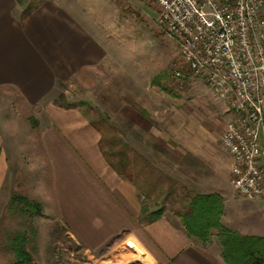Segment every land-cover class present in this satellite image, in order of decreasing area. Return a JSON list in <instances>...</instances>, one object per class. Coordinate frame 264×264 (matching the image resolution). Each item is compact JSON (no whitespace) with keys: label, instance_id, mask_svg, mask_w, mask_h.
I'll return each instance as SVG.
<instances>
[{"label":"crops","instance_id":"crops-1","mask_svg":"<svg viewBox=\"0 0 264 264\" xmlns=\"http://www.w3.org/2000/svg\"><path fill=\"white\" fill-rule=\"evenodd\" d=\"M25 8L18 0H0V92L4 93L2 97L15 93L23 109L36 110L42 118L34 121L32 132L28 133L32 144L27 158L25 146L16 141L17 135L5 129L7 125L17 133L20 122L0 125L3 184L12 172L22 175V171L27 170L29 173H25L30 176L46 164L49 186L44 190L43 184H34L31 197H24L39 203L42 210L56 209L70 236L92 256L108 243L115 242L140 248L150 264H228L222 256L218 232L214 230L206 242L191 238L178 213L195 194L219 193L224 199L222 223L237 230L225 220L227 194L211 189L219 183L224 186L225 180L229 182V164L225 169L222 164L223 173L215 174L216 157L203 155L201 143H190L188 150L201 146L200 154L194 156L201 162H210L211 171L205 177L200 176L202 184H197L206 190H196L194 182L188 183L189 166L181 156L157 155L168 166V178L172 176L179 187L156 185L152 175L154 153L148 139L146 142L137 139L136 143L131 139L133 144L145 147L140 149L145 157L129 155L126 147L112 149L107 146L109 142H105L102 127L86 111L75 106H60L50 98L59 81L66 83L78 73L104 64L109 55L107 44L80 22L71 8L57 0H43L23 18L21 13ZM143 109L148 116L141 111L140 114L146 121L149 111ZM4 134L10 137L6 142ZM219 144L221 146L220 138ZM172 171L175 175L179 173L181 179ZM153 194L155 197L151 199ZM171 195L179 198L178 202L183 199L184 203L173 214L166 206ZM248 200L255 201L256 206L264 205V199ZM144 207L146 213H143ZM160 209L162 215L148 221ZM256 235L264 237V233ZM107 257V261H111L112 256Z\"/></svg>","mask_w":264,"mask_h":264},{"label":"rangeland","instance_id":"rangeland-1","mask_svg":"<svg viewBox=\"0 0 264 264\" xmlns=\"http://www.w3.org/2000/svg\"><path fill=\"white\" fill-rule=\"evenodd\" d=\"M23 1V6L32 9L43 0ZM57 1L71 8L80 22L104 40L109 55L101 66L82 71L66 82L65 87L57 88L58 91L51 99H57L60 93H64L68 103L86 111L102 127L105 142H109L107 146H112V149L121 150L126 147L129 155L144 156L140 149L145 147L133 144L131 139L135 143L137 139L141 142L148 139V146L154 153L151 159L156 185L163 183L179 187L172 176L168 178V166L159 157L181 156L189 166L191 179L188 178V183L194 182L196 190H206L197 184H202L200 176H207L211 166L207 159V162H201L198 156H194L200 154L201 146L194 147L193 151L188 150V145L194 142L202 144L203 155L216 157L214 159L218 167L215 174L223 173L222 164L224 169L229 164L230 170V158L221 148L219 138L231 111L227 103L201 78L189 77L181 86L169 81L168 70L180 55L175 40L169 37L159 19L156 0ZM2 96L4 93L0 92V125L20 122L22 127H19L17 133L13 127L11 130L6 125L5 129L17 135L16 141L25 146L24 155L27 158L32 144L28 133L32 132L34 121L42 118V115L36 110L23 109L15 93ZM143 108L149 111L146 121L140 114ZM9 139L4 134V141ZM110 157L113 160L115 158L112 153ZM46 166L43 164L41 169L30 176L26 175L29 173L27 170L26 173L22 171V175L12 172L5 184L0 178V264H14L11 241L18 232L26 233L27 244L24 248L38 264H150L140 248L125 243L116 245L110 242L92 256L70 236L56 209H44L39 215L23 210L25 205L16 200L17 196L31 197L34 184H43L44 190L49 186ZM175 173L172 171L173 175ZM175 176L181 179L179 173ZM178 179L177 183L180 182ZM223 184H216L211 189L227 194V224L240 232L263 234L262 204L256 206L255 201L239 197L228 180ZM154 197L155 194L151 199ZM178 199L174 195L169 197L166 202L169 213L173 214L174 210L183 206V199L182 202H178ZM107 256H112L111 261H107Z\"/></svg>","mask_w":264,"mask_h":264},{"label":"built area","instance_id":"built-area-1","mask_svg":"<svg viewBox=\"0 0 264 264\" xmlns=\"http://www.w3.org/2000/svg\"><path fill=\"white\" fill-rule=\"evenodd\" d=\"M180 57L169 81L201 78L228 105L220 136L229 182L246 199H264V0H156Z\"/></svg>","mask_w":264,"mask_h":264},{"label":"trees","instance_id":"trees-1","mask_svg":"<svg viewBox=\"0 0 264 264\" xmlns=\"http://www.w3.org/2000/svg\"><path fill=\"white\" fill-rule=\"evenodd\" d=\"M18 1L21 5L24 4L23 0ZM30 12L31 8H26L22 17L24 18ZM66 85L65 82L59 81L57 88ZM54 102L63 107L73 106L65 100L64 93H60L59 97L54 99ZM141 113L148 116L144 109L141 110ZM16 200L25 205L23 210L32 211L38 215L41 214L42 209L39 203L31 202L24 196H19ZM224 211V199L221 194H195L189 200L185 209L178 214L188 236L191 238L206 242L211 238L212 232L216 230L223 247L222 256L228 264H264V237L256 234H243L238 230L226 227L222 223ZM146 212L147 208L144 207L143 213ZM162 213V209L155 211L148 218V221L156 220ZM26 244V233L18 232L12 237L11 248L15 255L14 264H38L33 255L25 250Z\"/></svg>","mask_w":264,"mask_h":264},{"label":"bare ground","instance_id":"bare-ground-1","mask_svg":"<svg viewBox=\"0 0 264 264\" xmlns=\"http://www.w3.org/2000/svg\"><path fill=\"white\" fill-rule=\"evenodd\" d=\"M128 245H129V244H128ZM130 246H131V245H130ZM138 256H139V255H138ZM140 256H141V255H140ZM140 256H139V257H140ZM147 261H148V260H147Z\"/></svg>","mask_w":264,"mask_h":264},{"label":"water","instance_id":"water-1","mask_svg":"<svg viewBox=\"0 0 264 264\" xmlns=\"http://www.w3.org/2000/svg\"><path fill=\"white\" fill-rule=\"evenodd\" d=\"M263 207H264V205H263Z\"/></svg>","mask_w":264,"mask_h":264}]
</instances>
